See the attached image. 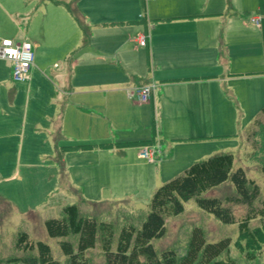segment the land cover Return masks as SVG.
I'll list each match as a JSON object with an SVG mask.
<instances>
[{"label": "crops", "instance_id": "0c3cea01", "mask_svg": "<svg viewBox=\"0 0 264 264\" xmlns=\"http://www.w3.org/2000/svg\"><path fill=\"white\" fill-rule=\"evenodd\" d=\"M68 4L78 7L87 37ZM255 14L264 17V0H0V45L27 41L35 52L18 91L0 57V141L20 138L14 148L0 143V158L6 165L18 146L20 159L55 149L56 196L98 190L119 160L137 159L153 175L159 162L177 168L219 152L215 139L231 137L230 120L264 101L263 88L251 104L237 90L264 82V21L253 25ZM142 33L144 48L131 40ZM148 83L150 103L128 97ZM22 90L23 115L5 116ZM85 144L98 146L68 148ZM145 145L161 147L153 163L139 156Z\"/></svg>", "mask_w": 264, "mask_h": 264}, {"label": "rangeland", "instance_id": "374dc122", "mask_svg": "<svg viewBox=\"0 0 264 264\" xmlns=\"http://www.w3.org/2000/svg\"><path fill=\"white\" fill-rule=\"evenodd\" d=\"M37 11L38 9L35 12ZM9 82L12 88L19 90L21 83L15 84L11 80ZM262 88L264 90V82L254 81L241 83L237 90L245 98L247 104H251ZM26 98L27 92L22 90L21 94L17 95L18 108H14L16 104L8 105V112L4 115L12 119L22 116L23 113L19 107L25 105ZM259 106V109L251 114L237 115L230 120L231 137L215 139L216 142L221 143L219 152L198 157L194 162L217 154L233 153L236 159L235 168H245L249 177L263 186V176L259 167L245 158L250 151L244 145L243 136L244 129L264 106V101ZM10 107H12L11 110ZM31 111L28 112L29 117ZM19 140L17 136L7 137L0 143L9 144L14 148ZM18 152L19 146L6 165L4 164L5 159L0 158V261L2 264L8 258L20 255L15 249L16 234L19 230L28 232L35 240L47 242L52 247L55 257L60 258L57 242L47 236L43 221L47 218L59 217L60 208L67 204H77L82 217H94L98 221L111 223L114 227V244H116L125 222L132 223L136 228L141 227L150 210V202L155 189L191 165L190 163L176 168V166L171 167V165L159 162L156 167H153L156 171L152 175L142 165L143 162L137 159H130V162L119 160L111 164L110 175L97 183L98 190L86 195L82 188H76L74 193L65 192L55 196V193H52L58 169L54 161L55 149L53 151L28 150L25 159H20ZM0 154L5 156L4 151H0ZM232 195L230 184H224L206 192L203 196L224 199ZM232 208L238 218L245 214L243 206L233 205ZM258 226L257 220L252 222V227L257 228ZM194 227L202 228L209 242L225 237L231 238L230 255L236 264H264V243H259L262 251L256 250L254 258L246 257L245 253L253 252V248H247V242L240 238L238 224L221 223L211 214L199 209L194 200L185 204V211L182 214L168 219L166 235L154 241L158 256H161L166 249H175L181 254L184 253ZM240 245L245 251L241 250ZM258 252L260 253L257 254ZM87 256L90 264H103L99 235L95 247L88 251Z\"/></svg>", "mask_w": 264, "mask_h": 264}, {"label": "trees", "instance_id": "16d2710c", "mask_svg": "<svg viewBox=\"0 0 264 264\" xmlns=\"http://www.w3.org/2000/svg\"><path fill=\"white\" fill-rule=\"evenodd\" d=\"M67 7L87 37L89 30L78 7L72 4ZM243 136L244 145L250 151L245 158L259 167L263 186L250 178L245 168H235L233 153L209 156L194 162L156 188L151 198L150 210L141 227L136 228L132 223L125 222L116 244L111 223L98 221L94 217H82L77 204H67L60 208L59 217L43 221L47 236L57 242L60 258L55 257L47 242L35 240L28 232L19 230L15 249L20 255L8 258L3 264H90L88 251L95 247L98 235L103 264H236L230 255L231 238L209 242L200 227L192 229L184 253L166 249L158 256L154 241L166 235L168 219L182 214L185 204L192 200L199 209L211 214L221 223L238 224L240 238L247 242V248H253V252L245 253L246 257L254 258L255 251L262 248L259 243H264V107L244 129ZM107 145L109 144L100 146ZM97 146L85 144L68 148L86 149ZM224 184H230L232 196L224 199L203 196ZM233 205L243 206L245 214L238 218ZM256 220L259 222L257 228L252 227V222ZM240 248L245 251L241 245Z\"/></svg>", "mask_w": 264, "mask_h": 264}, {"label": "built area", "instance_id": "2783aa9c", "mask_svg": "<svg viewBox=\"0 0 264 264\" xmlns=\"http://www.w3.org/2000/svg\"><path fill=\"white\" fill-rule=\"evenodd\" d=\"M147 2L154 0H146ZM264 17L259 14L251 15L250 22L262 27ZM132 41L140 48L147 47L148 37L146 34H138ZM0 57L12 64V78L16 83H24L30 79L35 62V52L30 42H17L11 39H3L0 45ZM154 83H148L127 91L128 97L140 104L150 103L153 97ZM160 146L145 145L141 148L139 156L148 162L155 161L154 153L161 152Z\"/></svg>", "mask_w": 264, "mask_h": 264}]
</instances>
